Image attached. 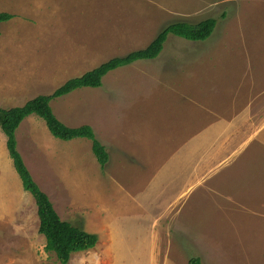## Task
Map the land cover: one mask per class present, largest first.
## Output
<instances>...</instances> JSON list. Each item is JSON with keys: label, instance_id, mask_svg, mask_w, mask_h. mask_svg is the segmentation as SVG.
<instances>
[{"label": "rangeland", "instance_id": "1", "mask_svg": "<svg viewBox=\"0 0 264 264\" xmlns=\"http://www.w3.org/2000/svg\"><path fill=\"white\" fill-rule=\"evenodd\" d=\"M1 12L15 16L0 24V110L147 48L173 22L216 18L205 41L170 34L158 58L51 100L66 126L93 128L110 156L105 167L91 140L56 138L36 114L18 127L17 148L61 218L98 237L68 264H188L193 256L203 264H264V209L235 204L236 190L250 192L252 172L263 170L264 88L226 103L227 88L264 71V0H0ZM238 115L240 124L249 115L259 122L244 167L234 156L204 167L211 143L204 151L189 147V124L197 140ZM2 120L0 114V264H62L45 248Z\"/></svg>", "mask_w": 264, "mask_h": 264}, {"label": "trees", "instance_id": "2", "mask_svg": "<svg viewBox=\"0 0 264 264\" xmlns=\"http://www.w3.org/2000/svg\"><path fill=\"white\" fill-rule=\"evenodd\" d=\"M12 18L13 15L10 13H0V23ZM217 22L218 20L213 17L199 23L173 22L163 29L147 48L131 52L125 57H115L82 76L69 79L51 95H39L29 100L23 106L0 110V114L3 116L1 127L7 137L9 155L13 160L24 189L32 194L37 205L40 221L39 233L43 234L46 238L45 248L50 252H54L62 264H68L73 253L86 251L95 247L98 237L95 234L73 226L69 221L61 218L48 194L35 182L30 170L24 163L22 155L17 148L16 130L27 116L36 114L45 121L50 132L56 138L66 141L76 138L91 140L94 155L102 167H105L110 156L106 150V146L96 138L93 128L89 125L76 128L66 126L54 114L50 104L51 100L66 96L80 88L101 87L103 77L110 71L132 64L138 60L158 58L164 51L165 43L170 34L187 40L205 41L212 35ZM188 264L203 263L199 256H193Z\"/></svg>", "mask_w": 264, "mask_h": 264}, {"label": "crops", "instance_id": "3", "mask_svg": "<svg viewBox=\"0 0 264 264\" xmlns=\"http://www.w3.org/2000/svg\"><path fill=\"white\" fill-rule=\"evenodd\" d=\"M12 13L14 16L15 14ZM14 18V17H13ZM13 18L8 20L9 23H12ZM7 21L1 22L0 24H3ZM1 26V25H0ZM12 27L10 26V29ZM253 67V66H252ZM248 74V73H247ZM247 74L244 76L245 80L243 83L244 86L240 83V87H238L237 84H233V88H227L226 94H232L231 98H226V103H230L234 101H238L240 98H247L248 96H252L250 94V90H252L253 93H256L260 89L264 88V71H253L252 75L254 78L248 77ZM238 80V79H235ZM234 80V81H235ZM231 83V82H230ZM248 87V88H247ZM241 88V89H240ZM249 88H251L249 90ZM254 88V89H253ZM239 89L241 90V95L238 97V95H235L234 90ZM233 92V93H232ZM261 97V96H260ZM259 96H256V98H260ZM210 102L216 103L213 100ZM209 102V106L210 103ZM244 108V107H243ZM237 110V105H234V111ZM264 112V111H263ZM204 116H207L204 114ZM251 117L250 115L244 120L243 124H240V115L237 117L232 116L228 119H224L223 121H217L216 126L214 123L209 127V129L201 134L200 138L195 140L194 137L195 134V126L196 124L190 123L189 127L191 126L189 133L190 138L187 139L189 143V147L193 148L197 146V148H203L211 143V146L209 148H212L209 152V158L206 160H202V163L204 167H210L211 165H222L228 163V159L234 156L235 162H239V164L244 167V158L249 151L252 150V144L255 140L254 136L255 133L258 131V125L256 123L259 122H250ZM262 121L264 123V114L262 117ZM2 123V122H1ZM204 126V130L206 129V121L202 124ZM17 131V130H16ZM224 136H226L227 141H220ZM7 143V141H6ZM8 149V148H7ZM204 151V150H203ZM195 151H193L194 153ZM192 153V152H191ZM10 156V155H9ZM259 159H252V165L257 168L255 163H258ZM262 161V160H261ZM263 165L262 172H252V179H254V188L251 189L250 192L244 193L242 191H239L238 189L235 192V195H237V200L235 199V204H239L241 209L251 210L254 212V208L252 206H260L264 209V161L261 163ZM243 171V170H242ZM241 171V173H242ZM21 180V179H20ZM22 183V181H21ZM247 205L248 207L244 206ZM258 213L255 215L258 216L260 209L257 210ZM254 217V215H253ZM252 219H257L256 217Z\"/></svg>", "mask_w": 264, "mask_h": 264}]
</instances>
